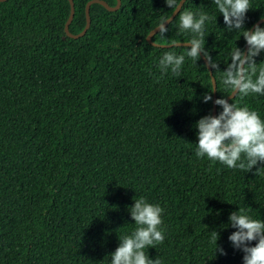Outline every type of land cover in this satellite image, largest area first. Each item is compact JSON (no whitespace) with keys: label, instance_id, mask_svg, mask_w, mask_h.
<instances>
[{"label":"trees","instance_id":"obj_1","mask_svg":"<svg viewBox=\"0 0 264 264\" xmlns=\"http://www.w3.org/2000/svg\"><path fill=\"white\" fill-rule=\"evenodd\" d=\"M89 1L74 0L71 34L85 29ZM250 4L245 30L264 19V0ZM183 10L213 17L205 50L220 71L236 46L246 50L243 29L228 31L212 0H187ZM173 13L165 0H122L115 12L95 3L89 30L74 39L65 31L69 0L0 2V264H110L119 236L135 230L129 208L140 197L164 209L165 239L145 249L150 259L244 264L229 241L236 231L229 216L245 208L264 221V172L255 174L264 163L246 172L195 155V125L213 115L212 75L203 54L198 62L186 57L179 76L162 73L165 51L190 46L147 41ZM178 16L154 43L192 38ZM255 59L264 62V52ZM212 71L217 99H228L231 90ZM230 103L264 120V95ZM211 231L226 255L209 243Z\"/></svg>","mask_w":264,"mask_h":264},{"label":"clouds","instance_id":"obj_2","mask_svg":"<svg viewBox=\"0 0 264 264\" xmlns=\"http://www.w3.org/2000/svg\"><path fill=\"white\" fill-rule=\"evenodd\" d=\"M212 2L223 16L228 31L238 32L243 29L247 52L236 46L231 52V60L226 70L220 71L219 64L205 50V23L213 17L204 11H180L183 0H165L168 8L179 11V30L190 32L192 38L185 44L190 45V48L185 47L183 54L177 55L172 50L163 53L159 61L160 71L167 73L170 70L173 75L179 76L186 57L198 62L203 54L207 60L206 68L220 72L225 89L231 90L230 96L264 95V62L258 65L255 59L264 52V28L259 25L254 26V31L244 28L246 15L251 8L250 0ZM170 22L166 17L161 18L156 29L161 40L166 39V25ZM175 47L176 42L169 41V48ZM202 99L205 103L211 102V93H205ZM215 104L222 111L217 116L210 114L201 118L195 125L198 129L195 155L199 158L206 157L212 162L219 161L230 169L251 172L264 163V120L256 111L247 106L238 107L229 103L226 98L217 99ZM262 172L264 168H258L255 174ZM129 212L135 221V230L130 235L119 236L120 244L110 256V264H161L159 258L150 259L145 249L155 248L157 244L164 242L165 236L160 227L164 209L140 197L134 198V206L129 208ZM229 220L230 226L236 229L229 236V241L235 249L243 251L244 264H264V221L253 219L245 208L231 213ZM209 237V243L215 246L216 254L226 255L218 245V232H209ZM252 242H256L255 246H250Z\"/></svg>","mask_w":264,"mask_h":264},{"label":"water","instance_id":"obj_3","mask_svg":"<svg viewBox=\"0 0 264 264\" xmlns=\"http://www.w3.org/2000/svg\"><path fill=\"white\" fill-rule=\"evenodd\" d=\"M6 1H8V0H0V2H6ZM186 1H187V0H183V5L185 4ZM69 2H70V5H71V14H70L69 20H68V22H67V24H66V26H65V31H66L67 35H68L70 38H74V39H78V38H80V37H83V36L87 33V31L89 30V28H90V26H91L90 9H91V6H92L93 4H95V3H97V4H101V5H103L104 7H106V9H108L109 11H112V12L118 11V10L121 8V5H122V0H117V5L114 6V7L110 6L107 2H105V1H103V0H90V1L88 2L87 6H86L87 25H86V27H85V29L83 30L82 33H80V34H78V35H73V34H71V33L69 32V28H70V25H71V23H72V21H73V19H74L75 12H76V7H75L74 0H69ZM183 5H182V7H183ZM182 7H181V9H182ZM181 9H180V11H181ZM178 13H179V11H178V12H175V11H174V13L171 15V17H170L168 20H170V21L172 22V21L175 19V17L178 15ZM171 22H170V23H171ZM170 23H169V24H170ZM262 23H264V19L259 20L254 26H256V25H261ZM169 24H167L166 27H167ZM156 29H157V27H156L154 30H152V31L150 32V34L148 35V37H147V41H148V43H150L151 45H153V46H155V47H159V48H169V45H159V44H156V43L153 42V40H152L153 37H154L156 34H158V30H156ZM251 30L254 31V27H253ZM176 44H177V46H190V45H185L186 43H183V42H179V43H176ZM247 49H248V46H247V44H246V50H245V52H247ZM203 58H204L205 63L207 64V60H206V58H205V57H203ZM209 71H210V73H211V75H212V81H213V85H214V109H213V116H217V113H218V105L215 104V101L217 100V83H216L215 78L213 77V71L210 70V69H209ZM231 95H232V94H231ZM235 97H236L235 95L230 96V97L228 98V102L230 103V101H231L232 99H234Z\"/></svg>","mask_w":264,"mask_h":264}]
</instances>
